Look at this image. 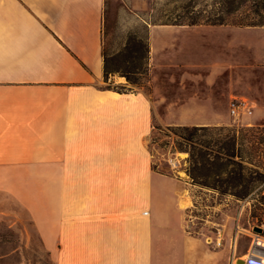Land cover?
I'll list each match as a JSON object with an SVG mask.
<instances>
[{
    "label": "crops",
    "instance_id": "crops-1",
    "mask_svg": "<svg viewBox=\"0 0 264 264\" xmlns=\"http://www.w3.org/2000/svg\"><path fill=\"white\" fill-rule=\"evenodd\" d=\"M106 5L0 0V216L25 210L55 264H230L189 227L186 180L153 166L151 97L105 77ZM193 27L157 25L151 62Z\"/></svg>",
    "mask_w": 264,
    "mask_h": 264
},
{
    "label": "rangeland",
    "instance_id": "rangeland-1",
    "mask_svg": "<svg viewBox=\"0 0 264 264\" xmlns=\"http://www.w3.org/2000/svg\"><path fill=\"white\" fill-rule=\"evenodd\" d=\"M186 2L107 0L104 56L111 75L125 77L156 106L149 136L153 166L186 180L192 196L189 227L214 245L221 236L219 247L228 245L230 264H236L251 233L257 227L264 233V26L171 29L159 39L158 58L151 62V33ZM183 48L188 55L177 63L173 53ZM232 102L241 104L240 112L232 111ZM169 103L175 108L168 109ZM209 107L212 113L205 111ZM193 120L208 123L193 138L196 151L211 152L217 138L238 137L236 163L225 164L219 176L190 160V145L177 148L183 140L179 126H195ZM240 176V184L226 182ZM12 209L0 216V264H55L27 212Z\"/></svg>",
    "mask_w": 264,
    "mask_h": 264
},
{
    "label": "trees",
    "instance_id": "trees-1",
    "mask_svg": "<svg viewBox=\"0 0 264 264\" xmlns=\"http://www.w3.org/2000/svg\"><path fill=\"white\" fill-rule=\"evenodd\" d=\"M160 24L264 26V0H188L180 6V12L172 18L162 20ZM111 74L113 71L108 69L105 59V77L108 78ZM128 80L131 79L128 77ZM205 129V126H179L177 134L183 140L178 141L177 148L183 150L185 144L190 145V160L200 161L204 168L219 176L225 172V164L236 163L235 156L239 140L235 134L230 137L228 135L227 139L217 138L214 141V145L217 146L215 150L209 152V150L199 149L196 151L193 138L197 132ZM211 142L209 141L207 144H211ZM210 154H214V157L209 158ZM242 181L243 178L240 176L226 182L231 185L240 184ZM236 195L241 196L242 194L237 193Z\"/></svg>",
    "mask_w": 264,
    "mask_h": 264
},
{
    "label": "built area",
    "instance_id": "built-area-1",
    "mask_svg": "<svg viewBox=\"0 0 264 264\" xmlns=\"http://www.w3.org/2000/svg\"><path fill=\"white\" fill-rule=\"evenodd\" d=\"M231 108L233 112H240L242 109L241 104L232 102ZM217 244L221 245V240H218ZM238 240H235L234 246L237 247ZM233 247V243L232 246ZM244 261L248 264H264V233L252 232L250 241L244 253Z\"/></svg>",
    "mask_w": 264,
    "mask_h": 264
},
{
    "label": "bare ground",
    "instance_id": "bare-ground-1",
    "mask_svg": "<svg viewBox=\"0 0 264 264\" xmlns=\"http://www.w3.org/2000/svg\"><path fill=\"white\" fill-rule=\"evenodd\" d=\"M190 203H191V202H190V201H188V202H187V204H186V206H189V205H190ZM218 240H221V237H220V236L218 237ZM243 258H244V256H243ZM238 262H240V260H239ZM245 263H246V262H245ZM246 264H248V263H246Z\"/></svg>",
    "mask_w": 264,
    "mask_h": 264
},
{
    "label": "water",
    "instance_id": "water-1",
    "mask_svg": "<svg viewBox=\"0 0 264 264\" xmlns=\"http://www.w3.org/2000/svg\"><path fill=\"white\" fill-rule=\"evenodd\" d=\"M255 230L258 231V232H262V228H260V227H257ZM241 261L245 262L244 260H241Z\"/></svg>",
    "mask_w": 264,
    "mask_h": 264
}]
</instances>
